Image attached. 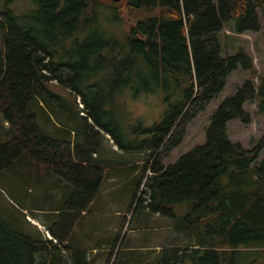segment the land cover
Wrapping results in <instances>:
<instances>
[{"label":"trees","instance_id":"1","mask_svg":"<svg viewBox=\"0 0 264 264\" xmlns=\"http://www.w3.org/2000/svg\"><path fill=\"white\" fill-rule=\"evenodd\" d=\"M21 1L3 0L0 13V116L14 135L9 142L0 139V173L22 154L30 155L51 166L44 168L48 174L65 180L69 195L62 206L44 213L48 221L40 225L52 240H44L39 229L35 235L0 231V264H91L85 251L71 249L68 243L76 221L90 209L107 176L92 158L100 151L101 131L120 151L149 154L136 178L130 213L142 209L173 219L174 229L186 235L175 237L177 244L163 247L152 261L264 264V136L246 149L231 141L228 130L234 121L250 124L246 103L257 101L258 114L264 116V77L258 85L245 81L219 104L204 144L164 165L184 142L189 124L222 94L234 72L256 75L243 48L233 56L222 55L219 35L228 23L236 34L260 32L264 0L112 2L120 25L124 15L133 21L123 29L122 40L102 25L101 0H26V13L21 12ZM68 41L75 48L62 53ZM90 58L97 59L99 70L84 73V61ZM96 71L106 72L103 76L113 92L130 87L163 94L168 109L162 120L140 129L142 138L122 143L119 127L104 124L88 101L86 91L94 86L88 80L98 76ZM51 82L70 90L86 107L87 117L80 109L76 114L85 126L77 129L73 143L45 134L31 109L39 98L46 100ZM179 205L188 212L176 223Z\"/></svg>","mask_w":264,"mask_h":264},{"label":"rangeland","instance_id":"2","mask_svg":"<svg viewBox=\"0 0 264 264\" xmlns=\"http://www.w3.org/2000/svg\"><path fill=\"white\" fill-rule=\"evenodd\" d=\"M101 3L104 6L100 13L102 25L109 34L112 33L118 36L119 40H122L123 29H127L131 26L133 21L127 19L126 15H124V21L121 23L122 25H120L112 12L117 6L110 0H101ZM2 4L3 0H0V13L2 11ZM20 4L21 6L23 5L21 7V12L26 13L30 7V3L26 0H22ZM16 6L19 5L15 4L14 7ZM260 22L262 26L260 32H248L245 34H236L233 31L232 23L226 24L224 31L219 35L222 55L233 56L239 48H243L253 60L256 75L253 76L250 72H244L242 70L234 72L229 77L227 86L222 94L207 107L205 112L201 113L189 124L184 142L167 160H165V166L175 162L179 157L186 154L194 147L204 144L210 118L222 101L232 96L245 81L253 80L255 84L258 85L259 79L264 77V23L261 14ZM88 34L84 35V38H87ZM1 35L2 33L0 31V47ZM92 44L95 43L92 42ZM71 47L75 48L72 42L68 41L61 52H68L72 50ZM90 48L93 49V46H90L88 50H91ZM81 61H83V59ZM96 62L97 59H86V61H84V73H93L95 70H99L96 67ZM105 73V71H96V75L98 76L94 75L89 78L88 82L90 83L91 81V84L94 85L91 89L86 91L89 103L96 106L98 109L97 115L104 124L110 128L119 127L120 131L118 135L122 143L128 144L134 139L142 138L143 134H140V129L150 128L164 117L168 109L165 96L163 94L136 92L130 87L120 93L113 92L109 83V78L103 76L106 75ZM46 88L49 93L46 94V100L39 98V105L35 103L32 105L31 109L37 114L38 123L45 131V134L61 141H71L73 143L77 129H80L81 126H85V121L77 117L76 114L79 113L80 109V115L82 117H87L86 107L81 99L76 100L75 94L57 83L51 82ZM244 109L251 115L250 124L246 125L240 121L229 123V137L231 141L240 143L246 149H251L255 147L258 141L264 136V116L258 114L257 101L246 103ZM101 112H105L106 114L103 116ZM88 122L92 123L90 120ZM8 130L9 125L3 123L0 116V139L4 143L11 141L14 136L13 133H9ZM69 132L72 133L70 138L66 135ZM101 132L102 134L99 140L101 149L99 150L101 152L99 151L100 153L98 154H115L119 152L120 150L115 145L112 138L106 136L105 132ZM120 152L124 155V159L126 157H133L134 162L136 159L143 161L142 166H140V175L149 161V154L133 151ZM21 156L22 157L14 166L0 173V231H4V229H13L22 234L29 233L35 235L37 234V229H39L44 240H52V236L44 226L39 224L48 221V218L44 215V213H47L46 211H53L62 206L64 199L69 195L68 189L65 188V180H59L56 174L51 175L45 171V166H51L37 161L30 155L22 154ZM262 158L263 153L259 160ZM147 174H149V172ZM121 182L115 180L104 182L95 199L93 207L95 209L94 211H105V214L102 213V216L97 218L99 223L109 221L107 225L110 224V227L114 228V226H116V224L113 223L114 217L121 218L119 225L128 223V228L123 227L122 230L121 227L117 226L118 235L120 233L123 234V230L129 229V232L126 231L125 233L124 231L127 236L124 237L125 244L123 242L124 246L122 247H126L129 241L131 242L132 239H134V237H131L132 235H140L141 237H135L137 240H134L131 244L147 246L150 249H144L145 255L154 256V253L157 251L160 252L163 247L175 246V244H177L173 240L175 237H186L184 233H178L174 229L175 220L173 219L156 216L142 209H139L132 215L133 212L130 213V208L133 197L129 203L120 202L124 212L117 216V212L120 211L118 209V204H112L108 197L111 196L113 189L118 191L119 188H121L122 185H119ZM144 189L143 182L139 188L141 197L143 196L141 191ZM108 205L110 206L108 207ZM90 209L89 210L92 211L93 208ZM187 212L188 210L185 205L177 206L176 223H180ZM104 215H106L105 217L107 218H104ZM141 221L144 226L140 231L133 232ZM156 246L159 248L157 249ZM113 250L114 256L111 258L112 262L113 260L116 261L117 243L113 247ZM137 252L140 253V250ZM160 258L162 259L163 256H160ZM253 258H255V255ZM151 260L152 259H149L148 261ZM249 260H252V258H249L248 261ZM185 264H192V262L188 260Z\"/></svg>","mask_w":264,"mask_h":264},{"label":"crops","instance_id":"3","mask_svg":"<svg viewBox=\"0 0 264 264\" xmlns=\"http://www.w3.org/2000/svg\"><path fill=\"white\" fill-rule=\"evenodd\" d=\"M106 136L109 135L106 134ZM92 158L105 170L107 176L104 182L110 180L120 182L122 181L121 184H119L122 185L121 188H119L118 191L113 189L111 196L108 197L109 201L112 204H118V209L120 211L117 212V216H119L124 212V210L122 209L123 206L120 204V202L129 203L133 197L136 178L139 175L141 169L140 166H142L143 161H141L140 159H136V161L134 162L133 157H126L124 159V155L120 151L115 154L104 153L103 155L94 153L92 154ZM94 202L95 200L90 207L93 208L92 211H90V209L86 212H83L76 221L70 235L68 243L69 247L71 249L85 251L91 264H156V262L148 260L156 258L159 254V251L155 252L154 256L145 255L144 249L150 248L144 245L131 244L134 242V240H137V238L135 237H141L140 235H132L131 237H134V239H132L131 242L129 241V244L126 247H122L124 246L123 242L125 244L124 237L127 236L125 233L126 231L129 232V229L123 230V234L120 233L118 235L117 226L121 227L122 230L123 227L128 228V223L119 225L121 218L119 219L118 217L113 218V223L116 224L114 228L110 227L109 223V225H107V222L109 221L99 223L97 221V218H100V216H102V213L105 214V211H94ZM109 206L110 205H108V207ZM105 216L106 215H104V218H107ZM143 226L144 225L141 221L140 223H138L133 232L140 231ZM116 243V261L113 260L112 262L111 258L114 256L113 247L116 245ZM156 247L157 249L159 248L158 246ZM138 250H140V253L137 252Z\"/></svg>","mask_w":264,"mask_h":264},{"label":"water","instance_id":"4","mask_svg":"<svg viewBox=\"0 0 264 264\" xmlns=\"http://www.w3.org/2000/svg\"><path fill=\"white\" fill-rule=\"evenodd\" d=\"M110 1L113 2V3H120V2H122L124 0H110Z\"/></svg>","mask_w":264,"mask_h":264}]
</instances>
